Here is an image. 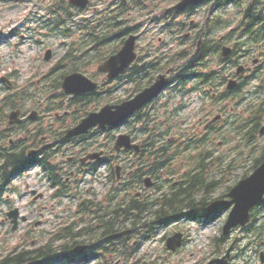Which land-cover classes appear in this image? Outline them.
I'll use <instances>...</instances> for the list:
<instances>
[{"label": "flooded vegetation", "instance_id": "1", "mask_svg": "<svg viewBox=\"0 0 264 264\" xmlns=\"http://www.w3.org/2000/svg\"><path fill=\"white\" fill-rule=\"evenodd\" d=\"M67 1L61 0L59 5L68 7ZM104 1L108 3L109 0ZM131 2L143 6L153 13H158L159 8H164L160 14L143 16L145 21L140 20L136 24L139 32L136 45L138 64L140 66L153 64L147 75L150 79L147 86L153 83L159 74L167 71V68H164L167 59H174V56L178 59L179 55L187 56L198 53L200 87L203 89V96L206 95L204 87L206 77L215 75V78L220 79L219 83H214L217 92H212L208 97L209 103L216 106L214 109L216 114L211 117L214 112L212 111L210 116L203 117L204 132L218 129L220 133H223L224 128H229L232 125L239 132L240 118L244 115L247 119L243 124L249 127L251 133L249 141L252 154L264 153V143L256 146L257 138L264 139V0H251L248 3L249 6L242 10L243 12L247 9H255L260 13L261 20L253 24L244 22L237 27L231 26L229 20L222 22L220 16L228 15L233 9V5L230 6V2L226 0H201L195 5L178 10L174 7L181 0H131ZM56 6L58 5L51 6L52 13L49 15L56 14ZM55 16L53 20L47 18L46 23L56 20L58 16ZM88 21L92 22L93 17L89 16ZM224 48H228L230 52L223 54ZM211 55L213 57L208 63L215 65L214 57L216 56L218 65L217 69L212 70L209 75L205 74V61ZM8 77L9 88L14 89L11 76ZM174 80L175 78L169 77L165 89L139 109L141 111L137 118L144 119L143 117L151 115L156 117L159 123H164L166 127H169L166 120L172 122L174 114L175 102L171 98ZM212 89L210 90L212 91ZM140 91L136 90L133 93L136 94ZM123 93V98H120L121 102L129 99L126 97L130 95L126 89ZM162 94L165 95L161 97ZM37 99L35 105L34 102L30 104V98H17L18 103L16 104L19 107L11 111L18 110L20 122L10 126L8 130L7 128L5 131L1 129L0 132V134L3 132L2 137H8L9 140V144L5 147L10 156L9 162L6 161L7 170L15 166L14 160L21 156V152L33 149L35 150L33 158L41 163L43 168L40 177L43 175L41 178H44L46 159L51 154L54 157V163L48 171V175L51 176L52 195L47 194L48 189L43 186V181H36L39 189H30V186L26 185V188L30 190L26 195H30V198L25 206L23 223L25 225L24 232L28 237L22 248L25 262L108 264L109 261L116 259L119 264L124 263V257L127 255L124 245L129 247L139 240L140 235L136 230L148 227V218L144 217L148 212L139 217V220L134 223V227H130L132 230L130 235L118 239L113 238L115 242L111 243L109 241L111 200L115 201L118 198L121 204L127 205L129 208L140 207L146 210L154 208L149 204L155 201L154 195L160 191V185L166 187L167 184L157 185L154 176L149 178L150 183L146 185V180L143 177L139 178L131 174V165L136 163V159L142 153L141 156L146 160L148 155H155L158 149L157 145L139 140L143 134L148 132L142 122H138L133 129L135 137L132 140L139 147V151L136 152L131 149H121L112 153L108 135L105 132H102L104 133L102 139L105 141L97 143L98 148H94V142L91 140L101 133L98 130L84 136L88 137L90 141L87 148L82 147L85 146V141H83L85 138L67 146H64L60 140L50 141L52 137L45 136V98ZM33 100L35 101V98ZM228 103L232 104L228 111L231 114L229 117L226 116L228 113L226 104ZM176 105L179 108L180 102L177 101ZM32 111L37 113L33 120L30 119ZM125 124L127 122H124L122 126L124 127ZM252 125L254 126L253 131ZM54 129L58 130V128ZM160 133L161 130L157 128L153 130L152 134ZM218 145L222 146L221 143ZM77 148L79 150H76ZM12 149L14 151L11 152ZM61 149L70 153L66 162L61 161L62 163L58 159L62 157ZM96 150L101 151L100 157L80 165L81 157ZM141 156L139 160H141ZM110 164L120 167L118 175L110 174ZM104 165L107 167V177L103 173L96 172L99 166H102V171H104ZM83 172L88 174V183H91L90 190L87 191L90 200L74 209L77 215L71 219L69 225L70 229L74 230L70 231V234L76 236L77 239L62 238L65 219H62V212L58 210L62 195L61 179L65 174L64 186L69 189L70 194L66 197L75 199L73 188L76 189L77 183L82 179L81 173ZM15 178L16 176L13 174L7 175L6 182L0 183V190L5 186L10 187ZM128 194L133 195L136 199L129 200ZM15 209L19 211L16 206ZM194 217L196 216L194 215ZM4 221L10 226L11 221L7 219ZM82 222H86V225L83 226ZM150 222L153 225L157 223V219L150 217ZM132 236L134 240H132Z\"/></svg>", "mask_w": 264, "mask_h": 264}, {"label": "rangeland", "instance_id": "2", "mask_svg": "<svg viewBox=\"0 0 264 264\" xmlns=\"http://www.w3.org/2000/svg\"><path fill=\"white\" fill-rule=\"evenodd\" d=\"M60 2L61 0H0V76L3 74H10L12 81H16L20 88H26L25 90L29 93L30 99L34 98L31 95H37L41 90V87L39 89L38 84H36L38 80H40L43 85L49 86L50 80L46 79L44 81L46 77L44 79L43 77L61 60V57L65 54V49L63 48L64 43L72 38L63 37L57 30H53V28H49L46 23H42V19L51 18V20H53V17H56L55 15H49L51 13L50 8L52 5H59ZM112 2L113 0H109L108 3L111 4ZM92 3L96 4L97 2L92 0ZM98 7L101 9L105 8L106 3H99ZM227 18L229 21H233V26L235 27L238 23L242 22L239 14L235 12L229 13L226 17L224 16L222 22L226 21ZM48 25L53 27L49 23ZM47 49L51 50V58L48 62H45L43 57ZM212 57L211 55L207 58L205 61L206 64H209L208 61L212 59ZM214 59L215 65L211 63L209 65H211L213 70H216L218 65L217 57L215 56ZM62 65L64 67V63H62ZM92 72H95V67ZM5 86V84L0 83V99L3 97L1 91ZM212 86V82H208L207 86H204L208 96L212 92H216V88ZM211 88L213 89L210 92L209 89ZM122 94L123 90L120 89L112 98H117L118 95L121 96ZM201 97L202 93L200 92L192 93L184 98L187 107L185 112L180 115L182 116L181 119L185 120V123H181V127L188 128L189 126H193V128H197L201 123V121L197 123L198 120H202V124L204 125L202 111L203 99ZM37 100L38 99L35 98V101H30V104H32V102H37ZM105 100L110 99L104 98L102 101ZM114 100L115 99H112L111 101ZM226 106L228 112L232 104L228 103ZM211 112L212 111H209L208 114ZM7 113H9V111H7ZM215 113H213V115ZM226 114L227 117L231 116L230 112ZM44 122L46 126L54 123L51 115L45 116ZM53 128H56V126H53ZM200 128L202 130L203 127L201 126ZM124 130L125 129L122 128L113 133L117 135L118 133L125 132ZM176 132V130H171V133L175 134ZM204 134L209 142L213 141L211 144V151L214 155L220 156L228 154L229 156H235L239 153L241 156L247 154L251 146L244 145L242 147V144H240L238 140H235L234 137L233 139L226 138L225 144H222L223 138H221V135L211 136L210 131L204 132ZM218 143H221L222 146L217 145ZM256 143H258L256 146L262 145L264 139L257 138ZM175 148L176 146H174V149ZM253 159L254 158H249L243 162L238 158L236 161V167L239 168L238 171H233L232 176L228 177L225 183L215 190L211 198L215 200L220 195L225 196L228 192L226 188L228 186H233L236 180H238L245 171L249 170ZM186 163L187 162H184L182 166H185ZM243 164L244 166H242ZM174 168L179 169L180 164L174 165ZM35 179V174H32L26 176L24 181L22 179L21 183H15L14 186H19L18 188L23 189H19L15 194L8 190L4 194V201L0 203V259L10 253L14 247L24 245L25 238L27 237L24 232L25 225L22 224L20 230L13 233L10 231L4 218L5 213L12 208L13 203L18 205L21 212H25L26 203L30 198L29 195H26V184H29V186L34 185ZM47 191V194L50 196L51 189ZM6 199H8L10 203L8 201L6 202ZM51 203H54V201H51ZM65 203L66 201L62 200L59 203V208L63 207ZM256 214L258 218L257 222L263 223L264 208L257 209ZM227 216L226 211L225 213H220V215L216 217H212V221H199L198 223L180 221L160 227L150 239L144 241L140 246L136 245L133 254L127 253L124 257L125 262L122 264H204L213 258L217 259L220 257L227 251L233 242L235 243L233 244V252L229 264H261L259 252L260 250H264V246L262 244L260 247L257 246L258 241H255L256 237L251 238L249 234L246 236V229H232L227 236H224V239L221 237ZM175 232H182L186 242L182 248L171 253L166 250L165 240ZM219 239H222V241ZM261 241L262 239H260V242ZM216 244H218V246H216ZM108 264H119V262L113 259L109 261Z\"/></svg>", "mask_w": 264, "mask_h": 264}, {"label": "trees", "instance_id": "3", "mask_svg": "<svg viewBox=\"0 0 264 264\" xmlns=\"http://www.w3.org/2000/svg\"><path fill=\"white\" fill-rule=\"evenodd\" d=\"M240 2V0H239ZM237 2V4L239 3ZM118 9V10H115ZM134 5L122 4L120 3L118 7L114 9L110 7V12L106 16H100L97 21L91 23L78 22L79 39L74 44L76 45V54L70 50L67 51L61 60L50 70L48 76L45 78L50 80L49 86L45 85V98H56L59 103L53 110L64 111L70 110L71 113L63 116V127H68L82 117H84L88 112L95 110L100 102L98 98H104L101 92H95L92 94H87L83 96L67 97L61 90V80L62 76L67 72L72 71H82L87 75H91L90 67L91 64L100 63L105 60L109 55L117 52L119 45L122 40L133 30L132 22L134 21ZM249 11V10H248ZM245 12L248 22L251 24L258 22L261 19V15L258 12ZM130 13V14H129ZM72 45V44H71ZM174 57V59H167L164 66L173 63L176 65V69L173 76L178 79L177 84V94L180 97H186L198 90L197 86L200 84L199 76V64H198V53L194 55H179ZM181 62L180 65L178 63ZM65 64L68 71H62V73L57 70L65 69L62 65ZM153 65V64H152ZM152 65L145 64L140 66L139 64H132L126 71L124 78L126 82H134L133 90H139L147 84L150 79L147 77ZM119 84H122V75L117 77L113 81L104 82L101 90L106 93L107 98H112L113 93L118 89ZM176 90V89H175ZM176 98V91L174 93ZM8 98L3 106L5 108L7 105L13 107L15 105L12 97ZM63 98H70L64 101ZM150 115L143 117L144 119H139L145 127L148 129V136L146 143L152 145H157L158 149L156 152V161L150 171L138 170L135 174L138 175H159L165 173L172 178L171 184L164 189L161 194L156 195L155 201H152L150 206L154 208L146 210L145 208H122L120 205L114 206L110 212V231H113L115 225L122 219L123 223L130 222L134 224L139 220L141 215L147 214L144 217L148 218L154 217L157 221L161 220H171L181 216L183 213L188 211V215L192 218L201 217L207 213L206 206L208 204L209 198L212 200L211 196L215 193L217 188H220L224 183L226 178L230 173L237 169L236 161L238 158L244 160V162L253 158L252 154L249 155H237L239 156H225L221 157L219 155H213L210 148V155L206 153L208 149L205 146V135L199 136L196 133L191 135L185 134L180 137L177 141L181 143L175 148V154L170 153L169 141L161 140V135H153V130L156 128L150 127ZM153 117V116H152ZM148 120V121H147ZM147 122V123H146ZM146 123V124H145ZM152 134V135H151ZM158 137V138H157ZM157 138V139H156ZM111 138L110 141H112ZM175 142V143H177ZM211 157V158H210ZM264 157V153H260V157L255 159L250 165L249 170L245 171V175L249 171L253 170L258 165ZM10 156H7V162H9ZM178 159V160H177ZM17 159L14 160L16 164ZM171 162L173 164H180L181 162H187V170L173 172L170 169ZM143 168H145L143 166ZM8 172L4 165L0 166V176L2 172ZM230 188L228 186L226 191ZM219 198H223L220 195ZM187 214V213H186ZM252 214V219L250 224L246 229H248V234L252 237H256L258 241L257 246H261L260 239H262V234L264 235L263 229L256 225L255 213ZM194 215L196 217H194ZM147 222V223H148ZM220 240V239H219ZM222 241V239L220 240ZM218 246V244H216ZM24 261L22 254H14L8 256L7 259L2 261L0 264H21Z\"/></svg>", "mask_w": 264, "mask_h": 264}, {"label": "water", "instance_id": "4", "mask_svg": "<svg viewBox=\"0 0 264 264\" xmlns=\"http://www.w3.org/2000/svg\"><path fill=\"white\" fill-rule=\"evenodd\" d=\"M198 0H183L176 8H183L187 5L194 4ZM79 6H84L86 0H74ZM135 37H129L121 50L101 65L98 66V71L107 73V77L112 79L123 71L135 58L134 42ZM49 58V51L46 54L45 60ZM166 79L164 76H159L157 81L149 88L137 94L131 100L118 105H105L98 112L89 113L81 122L73 129L67 131V137H73L86 133L90 128L98 126L100 128L113 127L123 122L127 117L131 116L139 109L146 101L152 99L164 86ZM97 84L89 80L80 73H72L66 76L62 82V89L66 94L79 95L92 92L96 89ZM17 112L10 115V119H16ZM12 122V119L10 123ZM121 147L138 149L137 146L130 144V139L126 135H119L115 142V149ZM90 159L97 158V155H89ZM227 201L216 200L211 203L209 209L216 210L228 205H233L228 213V218L224 224L222 231L223 235L229 233L232 228L245 226L250 219V210L264 196V162L261 163L250 176L239 181L236 186L229 190ZM14 213V212H12ZM10 215V213L8 214ZM181 244V235L175 234L166 242L167 249L174 251ZM232 246L226 251V254L218 259H213L207 264H228ZM260 260L264 264V253H261Z\"/></svg>", "mask_w": 264, "mask_h": 264}]
</instances>
